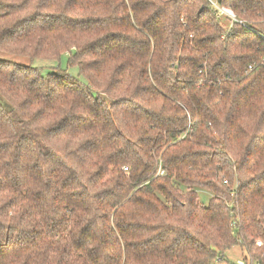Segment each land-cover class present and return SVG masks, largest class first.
Masks as SVG:
<instances>
[{"label":"trees","instance_id":"1","mask_svg":"<svg viewBox=\"0 0 264 264\" xmlns=\"http://www.w3.org/2000/svg\"><path fill=\"white\" fill-rule=\"evenodd\" d=\"M0 52L68 56L0 60V264H264V0H0Z\"/></svg>","mask_w":264,"mask_h":264},{"label":"rangeland","instance_id":"2","mask_svg":"<svg viewBox=\"0 0 264 264\" xmlns=\"http://www.w3.org/2000/svg\"><path fill=\"white\" fill-rule=\"evenodd\" d=\"M230 12H231L230 15L225 14V13L224 14L220 13V14L224 15L230 20H234L235 16L232 11ZM223 22H224L223 25L228 26L229 24L228 21H223ZM0 60L14 62V63H18V64L30 66V67H42V68H47V69L49 68L52 69L58 66H61V68L63 69H67V65H68V56H63L60 63H54V62L43 61V60L31 61L30 59L25 58V57H18V56H14L11 54H5V53L0 52ZM69 73H71L74 76L78 75L77 69H69ZM198 191H199V197H200L201 203L207 205L209 203V200L212 198L211 193L206 190H198ZM244 255L245 254H244L243 248L241 246H236L226 253L225 260L229 262L228 264H236V262L241 261V259H243Z\"/></svg>","mask_w":264,"mask_h":264},{"label":"built area","instance_id":"3","mask_svg":"<svg viewBox=\"0 0 264 264\" xmlns=\"http://www.w3.org/2000/svg\"><path fill=\"white\" fill-rule=\"evenodd\" d=\"M216 7H217V9H218V11L220 13H223V14L225 13V14H228V15H230V13H231L230 10H228V9L219 8L218 6H216ZM250 69H251V67H250ZM158 175L163 176L164 175V171H159ZM260 245H261V243H260ZM236 264H250V263L246 262L244 259H241V261L236 262ZM254 264H260V263H254Z\"/></svg>","mask_w":264,"mask_h":264}]
</instances>
